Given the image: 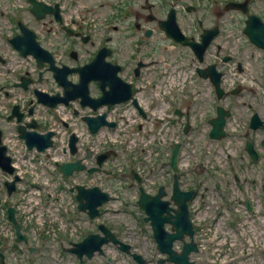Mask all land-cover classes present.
<instances>
[{"label":"rangeland","instance_id":"rangeland-1","mask_svg":"<svg viewBox=\"0 0 264 264\" xmlns=\"http://www.w3.org/2000/svg\"><path fill=\"white\" fill-rule=\"evenodd\" d=\"M25 0H0V51H5L7 49V40L6 32L4 29L5 25H9L8 22H11L12 19H24L23 15L30 14L28 11H19L20 7H13L11 4H16L17 6ZM62 3L65 0H60ZM117 1L119 0H67L65 2V8H62V17L63 19L71 20L72 18L77 19L78 22H83L84 25L91 24V30L95 32L94 36L96 40L100 37L101 26L105 25L107 22L111 24L118 25L117 30L112 28H107L111 36H130L129 40L132 42V47L138 43L141 44V52H144V56L150 57L152 60H157L156 66L160 65L161 61L171 63L172 66H187L185 70L191 72V65L189 63L193 62L191 60L192 54L190 49L182 47L176 44H170L167 49L169 41L163 37L161 30L154 26L153 34L146 38H141V32L135 35L131 28L125 27L123 25L122 18L117 17ZM138 1V0H137ZM200 6H206L207 10L212 11V17L205 20V24L209 25L215 22V12L218 9H221L217 3H212L213 0H199ZM224 1V0H217ZM235 1H247L249 6L248 13H255L259 16L264 17V0H235ZM47 3L56 2V0H46ZM133 12L132 9H129ZM16 11V14L13 13ZM233 12V11H231ZM227 12L221 19L217 21V24L221 27V34L217 38L218 43H225V40H228L229 46L236 47V57L243 60V62L252 70L251 77H254V81L264 88V53L258 50L255 46L249 43L246 36L243 34V23L246 14H243L240 11L235 10L233 13ZM199 11H191L190 17L192 15L197 18ZM247 13V14H248ZM45 21H38L36 27L41 31L42 35L47 33L44 39V45H48V42L54 44L59 52V56L62 52L65 57V50L68 46L67 37L63 34L59 25L53 21H49V17L44 18ZM53 19V18H52ZM116 20H120L117 21ZM123 20H127L124 18ZM230 21L232 25L230 26ZM87 27L86 29H88ZM227 28L234 31L233 35L227 36ZM13 29V28H12ZM5 33V34H4ZM96 34L97 35L96 37ZM140 34V35H139ZM228 49V47H226ZM226 48H221V51ZM211 52L208 54L212 55V58L216 55V48L213 46L210 49ZM227 51V50H226ZM226 54V52H225ZM154 67L153 65L148 68ZM184 70V71H185ZM192 73V72H191ZM191 73L185 75V78L191 77ZM178 76L177 73H175ZM255 91L251 88H245L243 93L239 96H228L225 99V102L229 103V108L231 110V116L228 121V129L237 128L239 134L233 136L229 135V141L221 140L218 144L224 150L225 146L231 152H234L235 155L228 158V164L225 162L226 154L223 159V168L217 167V172H205L201 170L197 172L196 180L202 182L205 191L211 190L215 195L216 186H221L223 181L230 183V173L234 171L231 168L235 163L237 164H247L251 167L248 169V172L242 171L244 174L243 179L248 183V187L252 199L249 197L244 198V193L238 192L237 188L233 193V196L236 198V202L239 206L240 197L242 201H252V203H257L260 205L262 203V209L264 211V145H260L261 139L264 137V132L257 130V132H251V136L256 140L257 146L261 149V157L254 163L250 162L247 158L248 155L244 151V143L246 138L249 139V135L244 138L242 134L248 130L246 128V123L249 120V115L251 108H258V101H260L259 95L258 101L255 102ZM213 99V98H211ZM261 102V101H260ZM182 103V102H181ZM222 104L223 101L221 100ZM183 104V103H182ZM184 105V104H183ZM207 107V103L204 104L202 101L193 103L194 109L201 108L203 106ZM262 106L259 107V110L262 112ZM192 111L191 108H187ZM220 147V148H221ZM120 152V149L117 148ZM242 158L245 161H237ZM121 161V159H118ZM137 162H133L130 156H128L124 161L121 162L123 177L120 180L116 176H113L110 180L107 178L106 185H103L101 189L106 190L111 193V200L106 205L105 212L99 221L104 222L113 233L119 239H122L126 242H130L132 245V250L137 251L142 254L146 259L147 263L150 264L155 258L156 249L151 236V229L148 223L143 222V211L136 204V186L132 185V178L129 176L130 170L136 167ZM244 169L241 167L239 171ZM221 173L225 174V178L221 176ZM247 176V177H246ZM207 187V188H206ZM224 193L228 191V188L223 187ZM249 193V194H250ZM262 193V194H261ZM214 198V197H213ZM215 205L218 204V201H215ZM213 205L214 212L218 207ZM261 206V205H260ZM240 208V207H239ZM257 209V207L255 208ZM75 216V217H74ZM73 217L66 219V216L62 214L61 208H58V211H54L53 217L59 222L54 225V230L57 233L55 239H48L47 241H41L39 243L38 249H35L33 254L25 255L22 264H25L30 256L32 261L35 264H78L77 259L74 254L62 251V248L70 246L69 241H77L83 233L90 230L96 229V224L90 222L84 213L77 212L74 213ZM47 221L46 215L43 216ZM54 219V220H55ZM76 219V221H74ZM263 218L261 215L257 217L249 216L248 219L244 217H236L231 224H224L222 220L218 223L224 225L225 228L230 232L231 236L236 241L238 245L243 244V237L238 233L239 229L245 227L249 231L256 235L252 237L253 245L252 246H236L232 250L221 251L220 254L228 256L227 264H264V223H262ZM82 225V226H79ZM230 236H227V239ZM257 238V239H255ZM211 250L206 252H199L197 257L198 261L204 260L207 255L211 254ZM113 253L117 254V260L109 262L105 256L111 255ZM96 257V256H95ZM90 262L86 264H136L132 261L131 257L126 253L123 254L117 251V248L112 244H107L105 247V255L97 256ZM231 259V260H230Z\"/></svg>","mask_w":264,"mask_h":264},{"label":"water","instance_id":"water-1","mask_svg":"<svg viewBox=\"0 0 264 264\" xmlns=\"http://www.w3.org/2000/svg\"><path fill=\"white\" fill-rule=\"evenodd\" d=\"M32 2L31 11L36 15L37 18H42L46 12H53L55 18H59L58 9L51 10L48 6L43 5L42 3H38L35 0H30ZM241 6V5H237ZM244 6V5H243ZM21 28V33L15 35L10 39V43L14 48H16L19 53L23 56L30 53L32 54L37 62L38 65L41 66L44 61H49L51 64L53 63L50 54L45 50L39 47L38 42L35 40V34L33 31L26 28L23 24H19ZM160 28L165 30L168 35L175 38L176 40L180 41L182 44H189L194 53L197 55L199 59H201L202 53L207 46L211 37L216 33L215 30L213 31H206L202 34L201 42L200 43H193L188 42V40H182L181 35L176 29V25L174 22V16L172 13L168 14L167 19H165L162 23H160ZM244 33L249 38L250 42L253 43L260 49L264 50V23L261 22L259 18L254 15H250L248 19L245 20V28ZM149 31L147 32V35ZM103 55H101V59ZM94 62H98L95 59ZM101 67V68H100ZM94 72H99L102 76L104 75L103 70L105 67L101 65H95L92 69ZM198 74L204 78L209 77L210 81L213 83L216 89V93L218 97H220L223 93L222 89L219 86L220 82V73L215 71L213 65L208 66L207 68H199L197 69ZM69 72L67 67H63L62 69H55L54 71V78L56 81L64 86V96L57 97L61 100H68L70 98H75L76 96H81L84 98L82 103H88L93 108H96L101 103H114L116 101H123L127 99L130 95L129 87L110 83L109 89L103 91V95L97 99H89L86 96V89L80 85H70L68 81H66V74ZM81 75H84V70H80ZM23 87H26V83L23 82L21 84ZM119 87V88H118ZM73 90V91H72ZM41 98V96H40ZM53 99V98H52ZM43 102H47L45 99H41ZM52 102V101H51ZM54 104V102H52ZM141 113L142 110H140ZM176 113H180L179 109H175ZM229 112L224 110L223 107L217 106V117H214L209 120L212 127L209 131V137L220 139L225 136V131L223 130V126L225 124V116H228ZM85 120L88 123V126L92 131H95L100 125L107 123L103 116L97 117H87ZM109 125H113V123H108ZM261 124V125H260ZM188 122L185 125L184 130L187 131L188 129ZM251 128H257L258 126H263L262 122L260 121L257 113H254L250 119ZM19 131H23V127L19 128ZM26 138V141L30 145H37L39 149H43L45 146L50 144V140L48 139L50 134H47L42 137V141H38L37 138L30 140L26 134H22ZM74 139L71 141V151H75L74 147ZM179 144H176L173 148L172 156H171V166L173 169H176V155L177 149ZM247 152L251 155L253 159L257 158V154L253 148V142L247 141L245 146ZM4 150V149H3ZM0 149V165L2 167L11 172L12 169L8 165V158L4 156V151ZM113 151H108L106 153H102L98 156V164L108 156V154ZM84 168L83 165L79 163V161L72 162V163H63L60 165V169L65 175H70L73 170H79ZM97 170V168H90L88 171L91 173ZM137 181H140L139 176L135 171H133ZM174 182H173V192L171 195V200L177 205V208H171L169 206V200H162L161 196L165 194L163 191V187L159 188V191L156 195L151 196L144 192L142 187H139L140 196L138 200V204L144 209L147 216L144 217L145 221H149L150 225L153 230V237L157 243V247L161 252L167 253L168 258L167 260L174 262L175 264H194L192 261H189L188 253L191 251H196L197 248L193 241L183 243V247L180 253H177L172 248V243L176 239H182L184 234H187L192 238L193 229L189 219L188 209H187V200L193 194V190L189 191H180L176 181V175L174 174ZM9 191L14 189L13 183H7ZM77 194L76 198L79 201V209L82 211L87 210V214L89 217L93 218L98 214L97 207L102 204L108 197L107 193L102 192L97 186L94 187H84L82 185H77ZM73 190V189H71ZM14 209L10 207L8 209V217L12 221L15 226L17 238L16 240L24 239V236L20 233V224L17 223L14 217ZM173 212V213H172ZM169 223L171 225V231H167L164 228V224ZM99 229L102 231L103 236L96 234H88L82 241L78 243H74L73 247L68 248L69 252L75 253L78 258H82L83 254H85L88 258H91L95 251H98L99 254H102L103 251L101 249V245L103 243H107L111 241L114 244H119V248L122 251L128 252L130 246L128 244H124L123 242L119 241L115 235L103 224L99 225ZM133 259H135L138 263H142L143 259L140 255L136 253L131 254ZM82 260V259H81ZM163 260V259H162ZM159 261V262H162ZM83 261V260H82Z\"/></svg>","mask_w":264,"mask_h":264},{"label":"flooded vegetation","instance_id":"flooded-vegetation-1","mask_svg":"<svg viewBox=\"0 0 264 264\" xmlns=\"http://www.w3.org/2000/svg\"><path fill=\"white\" fill-rule=\"evenodd\" d=\"M231 0L217 1L221 9H218L215 12V18L217 19L212 24H205L207 18L212 17V11L207 10L206 6H200L199 0H119L117 1V10L118 16L122 18L125 27L131 28L133 33L141 32V38L146 39L145 33L149 31L151 36L154 32V26L160 29V23L164 21V18L171 9H174L175 17L179 20V27L181 28L183 34L188 36L190 39H199L202 33L207 29L213 26H217L218 30L212 36L210 44L206 47L205 53H209L210 49L214 46L216 48V53H221V44L217 42V38L221 34V27L217 24V21L221 19L229 9L226 8V4ZM61 1H58L59 13L62 14L60 9ZM212 4V3H209ZM20 9L23 7V3L19 4ZM19 9V11H20ZM129 9H132L130 11ZM199 11V15L195 18L193 15L190 17L191 11ZM25 12L26 10L23 9ZM13 13L16 14V11ZM60 14V20L52 19L51 15L49 21H53L60 26L64 35H66L68 40V47L65 52L66 64L71 69L69 79L72 83L78 84L82 79L86 84L88 95L91 98L99 97L103 91L107 90L110 83L122 84L129 87V91H133L136 84L144 80V72L151 73L156 68L157 60H151L150 57L144 56V52H141L142 42L138 43L132 47V42L129 40L132 39L130 36H111L107 28H112L117 30L118 25L111 24L107 22L105 25L101 26L100 37L96 40L94 34L90 28L86 29L88 26L84 25L83 22H78L76 20L65 21L62 19ZM24 23L34 30L39 38L46 37L47 33L42 35L41 31L36 27L38 21H45L46 19L36 20L33 15L25 14L23 15ZM126 18L127 20H123ZM19 20V19H17ZM120 21V20H116ZM18 21L13 23V21L8 22L9 25H5L4 29L6 34L12 35L17 33ZM91 25V24H89ZM13 28V29H12ZM68 28L69 31L66 30ZM227 36L233 35L234 31L227 28ZM163 37L169 41L167 49L171 44V38L166 36L163 31H161ZM99 34H96V37ZM196 40V39H195ZM223 44L224 46H229L228 40ZM216 43V44H215ZM218 43V44H217ZM188 48V47H186ZM102 49L104 51V62L100 63L105 67L104 75L99 76L96 72H91L82 76L77 69L88 65L94 57L98 54V51ZM221 59L225 60L224 56H221ZM194 61V57L191 58ZM153 65L154 67L148 68ZM145 70V71H144ZM153 84V83H152ZM2 132H0V137ZM78 143V139L75 138L74 145ZM122 159L117 165L122 168L121 162ZM81 171V170H80ZM80 171H73L71 177L67 182L69 187H73L74 183L82 178ZM133 171L137 173L140 178V181L152 183L154 178L149 174V172L143 166H136L129 172V176L132 178V185L136 184L138 181L133 174ZM123 175V173H122Z\"/></svg>","mask_w":264,"mask_h":264}]
</instances>
